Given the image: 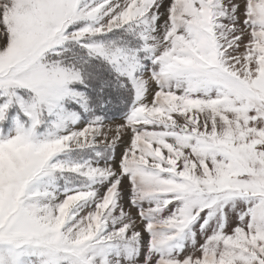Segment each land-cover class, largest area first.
Wrapping results in <instances>:
<instances>
[{
    "label": "snow or ice",
    "instance_id": "6c2138e0",
    "mask_svg": "<svg viewBox=\"0 0 264 264\" xmlns=\"http://www.w3.org/2000/svg\"><path fill=\"white\" fill-rule=\"evenodd\" d=\"M0 264H264V0H0Z\"/></svg>",
    "mask_w": 264,
    "mask_h": 264
}]
</instances>
